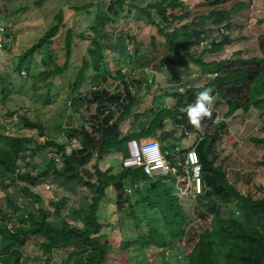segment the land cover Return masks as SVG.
Returning a JSON list of instances; mask_svg holds the SVG:
<instances>
[{
    "label": "rangeland",
    "instance_id": "obj_1",
    "mask_svg": "<svg viewBox=\"0 0 264 264\" xmlns=\"http://www.w3.org/2000/svg\"><path fill=\"white\" fill-rule=\"evenodd\" d=\"M112 1L0 0L2 28L0 45L3 35L6 33L10 35L7 50L2 49L0 55L2 63L7 61V77L11 82L7 96L0 97V134H32L22 125L23 117H27L31 121L44 125L46 137L39 138L42 143L47 138L53 139L65 145L68 153L82 146L83 139L76 135L75 131L81 129L83 120L87 121L89 126L95 120L97 104L93 101V92L103 87H107L111 92L122 88L121 84L118 87L114 86L113 74L109 75L108 71L115 72L117 68H121L125 55L121 56L117 51L106 47L96 48L93 44L96 34L90 28L96 24V14L106 10ZM126 1L130 4L145 6L155 0ZM186 1L189 5H193L197 0ZM128 8V6L125 7L126 10ZM221 8L228 12L231 20L229 32L234 40L233 44L226 48L228 56L231 58L264 57V22L260 21L264 17V0H229L222 4ZM60 12L62 17L59 31L51 45L35 52V59L29 70L27 68L21 71L15 70V63L19 56L56 24V15ZM122 17L123 15H120L116 18L115 25L118 30L128 32L131 37L127 43L128 54L132 55V59L134 58L132 65L129 66V69L136 71L133 77L137 79L142 76L141 71L144 67H151L156 74L153 79L149 78L153 82L148 79V84L142 87L137 107L121 124L122 132L127 134L139 131V124L146 119L143 113L152 105L173 108L176 99L171 96L172 93H185L191 87L202 86L205 78L204 75L202 76L200 67L192 62H186L182 68L168 65L163 70H156L162 60L174 58L176 55L169 52L164 37L157 32L153 24L147 23L145 18L125 20ZM220 30L214 28L212 34L218 35ZM133 38L134 42H132ZM189 51L193 55H198L199 52L196 49ZM186 52L187 50H182V53ZM215 58L217 57L208 56L207 60ZM85 63H88L90 70L81 81L78 92L73 93V86ZM97 65L98 69H93ZM57 68L61 69V73L54 72ZM95 72L105 81L92 82ZM251 88L252 96L256 93L257 95L248 113L239 110L235 114L228 115L227 105L223 103L215 107L213 98L211 114L216 112L217 116L208 135L210 137L218 135V137L214 138L210 156L213 164L205 163L207 165L203 173L205 192L194 193L187 165L186 177L177 175V186L180 190L176 195L192 223L188 226L185 237L177 241L171 240L160 213L156 210L140 208V214H137L141 227L148 223L160 233L166 243L167 260L171 264H188V254L196 244L200 232L209 227V214L217 201L216 191L223 175L229 184L234 185L241 193L251 194L255 199L264 197V166L259 163L264 156V145L258 141L264 138V85L258 81ZM76 96L81 97V105L72 104ZM135 113L142 114L138 120H134ZM177 120L179 126L177 135L182 137L183 132H186V136L180 139L182 148L176 150L173 157L181 156L182 151L190 147L199 149V143L205 137L196 127L187 123V120H183L182 114L177 116ZM166 123V129L174 128L172 120ZM221 123L225 125L219 128L218 125ZM146 139L142 138L141 142ZM150 141H157V139L151 138ZM129 145L132 157L139 151V147L134 141H131ZM161 146L164 148L163 143ZM165 146L172 150L168 145ZM51 156L60 159L58 167L64 165L61 154L51 148L38 150L35 154L27 153L19 164L23 170L38 171L44 168ZM95 157L94 154L81 169L92 172ZM111 160L116 162L118 156L111 157ZM205 164L203 162V166ZM83 176L88 177L86 174ZM166 184L171 183L166 180ZM29 185L30 183L22 179L17 183L9 180L4 183L0 179V208L3 214L13 219V222H9L0 213V264L16 260H19V264H45V261H48V264H83L89 256L85 250L70 247L44 255L36 245L38 237L29 236L24 240L16 234L14 229L8 233L10 225L11 227L12 224L18 225L17 217L20 211L17 209V204L30 209L31 205L23 197L21 189ZM31 189L42 197L40 205L46 209L48 222L52 226L60 228L64 222H69L78 228H83V216L80 211L90 204L91 194L82 183L77 180L47 177L39 184L31 186ZM103 206L105 207L103 214L111 217L113 222L112 228L108 230L112 233V240L116 246L111 264H161L160 250L156 247L141 250L139 246H132L126 251L119 248L123 241L135 240L146 229H136L133 218L125 215L124 210L118 211L110 197L106 199ZM141 211H144L145 218ZM37 258H40L42 262L37 261Z\"/></svg>",
    "mask_w": 264,
    "mask_h": 264
},
{
    "label": "trees",
    "instance_id": "obj_2",
    "mask_svg": "<svg viewBox=\"0 0 264 264\" xmlns=\"http://www.w3.org/2000/svg\"><path fill=\"white\" fill-rule=\"evenodd\" d=\"M227 1L229 0H197L193 5H189L186 0H155L140 6L130 4L126 0H113L106 10L96 14V24L90 27L96 34L93 44L96 48L106 47L117 51L121 56L125 55L123 65L128 55L127 42L131 37L128 32L117 29L116 18L120 15H123L122 18L125 20L145 18L146 22L153 24L157 32L164 37L169 52L176 55L174 58L162 60L159 69L155 67L156 70H163L168 65L182 68L186 62H192L200 67L205 82L202 86L187 89L185 93H172L171 96L176 99L173 108L152 105L149 110L144 111L143 115L146 119L139 124V131L125 134L121 130V124L137 107L142 87L148 84L147 79L142 71V76L137 79L124 74L121 71L122 67L117 68L115 72L108 71L109 75L113 74L114 86L118 87L121 84L122 88L111 92L107 87H103L93 92V101L97 104L95 120L90 126L83 120L81 129L75 131L83 141L82 146L71 153L67 152L65 145L53 139L47 138L42 143L39 138L46 137L44 125L27 117H23L22 125L32 134H0L2 182L9 180L17 183L22 179L34 186L47 177L70 179L82 183L91 194L90 204L80 211L83 216V228H78L69 222H64L62 227L57 228L48 222L47 211L40 205L42 197L36 194L30 185L22 187L23 197L31 206L30 209H26L22 204H17V209L20 211L17 217L18 225L12 224L7 230L8 233L14 229L24 240L29 236L38 237L36 245L44 255H50L54 250L73 247L89 253L83 264H111L116 246L112 240V233L108 230L112 228L113 222L111 217L103 214L105 208L103 205L110 197L118 211L124 210L125 215L133 218L136 229H146L135 240L123 241L119 248L126 251L132 246H139L141 250H146L153 246L160 250L161 264H171L167 260L166 243L160 233L148 223L141 227L137 214H140V208L158 211L170 239L174 241L183 239L188 226L192 224L190 216L176 195L180 190L177 186V175L186 177V153L193 148L182 151L179 157H173L174 151L180 145V139L186 136V132H183L182 137L177 135L179 127L177 116L182 114V119L189 123L184 107L193 102L196 93L204 87L212 89L215 107L223 103L227 105L228 115L235 114L239 110L248 113L257 95L255 92L256 95L252 96V85L258 81L264 85V57H222L234 40L230 32L214 35L212 31L214 28L218 30L222 27L230 29L231 20L228 12L221 8V5ZM126 6L129 7L127 10ZM61 17L60 12L56 15L58 23L56 22L19 56L15 70L21 71L23 68L29 70L35 59V52L51 45L58 34ZM260 21L264 22V17ZM178 23L180 24L177 25ZM9 36L7 33L3 35L0 53L2 49L7 50ZM134 40L133 38L132 42ZM191 49L198 50V55H193L189 51ZM182 50L187 52L182 53ZM208 56L217 58L207 60ZM1 59L0 55V97L4 98L11 88V82L7 77V61L3 60L2 63ZM93 69H98V65ZM89 70L88 63H85L73 86V93L78 92L81 81ZM54 72L61 73V69L57 68ZM97 73L93 74L92 82L105 81ZM214 73H217V76L211 77L210 74ZM80 98L76 96L72 104L81 105ZM141 115L135 113L134 120H138ZM216 116L217 113L214 112L202 119L199 127H196L205 135L203 141L199 143V149L196 148L202 164L203 162L213 164L210 156L214 138L218 135L210 137L208 132L215 124ZM168 120H172L174 125L171 130L166 129ZM223 125L225 124L221 123L218 127L222 128ZM142 138L147 139L141 142ZM151 138H156L160 145L163 143L164 148L162 146L161 148L164 149L165 159L171 170L176 171L175 174L172 171L168 174L167 181L169 180L170 185L166 184V180H160L158 176H150L143 167L124 166V160L131 157L129 143L135 141L143 144ZM258 141L264 145V138ZM165 145L172 150L170 151ZM48 148L55 149L61 154L64 163L62 167H58V162L54 157H50L42 170L22 169L19 161L25 158L27 153L35 154L38 150ZM94 154L96 157L93 171L87 172L86 169L85 171L81 169ZM117 156L116 162L111 160V157ZM259 163L264 166V156ZM206 167L205 164L203 173ZM83 174L88 177L85 178ZM153 183H155L154 187ZM218 186L217 201L209 214V227L200 232L196 244L188 254V264H263L264 197L255 199L251 194L241 193L234 185L229 184L224 175ZM203 192H205V181ZM125 206L127 207L124 208ZM0 213L7 221L13 222L10 216L3 214L1 208ZM141 213L145 218L144 211ZM37 261L42 262L40 258H37ZM5 264H19V260ZM45 264H48V261H45Z\"/></svg>",
    "mask_w": 264,
    "mask_h": 264
},
{
    "label": "built area",
    "instance_id": "obj_3",
    "mask_svg": "<svg viewBox=\"0 0 264 264\" xmlns=\"http://www.w3.org/2000/svg\"><path fill=\"white\" fill-rule=\"evenodd\" d=\"M0 25V30H1ZM219 34H229V30L222 27L220 28ZM2 44V42H1ZM128 50V44H127ZM228 49L224 52L222 57L228 56ZM132 55L128 54L126 57V62L122 66L121 71L124 74H127L130 78L133 77L136 73L135 69H129L132 65ZM147 80L149 78L153 79V76L156 75L151 67H144L143 71ZM25 73V71H22ZM211 77H216L217 73L210 74ZM152 79H149L150 82H153ZM148 81V82H149ZM88 129V127L86 126ZM135 142V141H134ZM139 151L130 158L124 160V166L127 167H143L144 171L150 176H155L159 174H168L171 172V167L165 159V154L161 148V145L157 141H148L143 144H139ZM54 157L56 162H59L60 159L56 156ZM186 165L187 171L191 176L192 181V190L195 194H201L204 191V177H203V164L201 163L199 154L196 148H190L186 153ZM11 227V225H10Z\"/></svg>",
    "mask_w": 264,
    "mask_h": 264
},
{
    "label": "clouds",
    "instance_id": "obj_4",
    "mask_svg": "<svg viewBox=\"0 0 264 264\" xmlns=\"http://www.w3.org/2000/svg\"><path fill=\"white\" fill-rule=\"evenodd\" d=\"M212 103L213 94L211 88L204 87L196 93L194 101L184 107V113L189 123L194 127H199L200 121L211 115Z\"/></svg>",
    "mask_w": 264,
    "mask_h": 264
},
{
    "label": "water",
    "instance_id": "obj_5",
    "mask_svg": "<svg viewBox=\"0 0 264 264\" xmlns=\"http://www.w3.org/2000/svg\"><path fill=\"white\" fill-rule=\"evenodd\" d=\"M158 178H159L160 180H167V179H168V175H167V174H165V175H159ZM152 185H153V187H154V186H155V183H153ZM263 264H264V263H263Z\"/></svg>",
    "mask_w": 264,
    "mask_h": 264
},
{
    "label": "crops",
    "instance_id": "obj_6",
    "mask_svg": "<svg viewBox=\"0 0 264 264\" xmlns=\"http://www.w3.org/2000/svg\"><path fill=\"white\" fill-rule=\"evenodd\" d=\"M135 143H136V145H137L138 147H140V145H139L137 142H135ZM180 147L182 148V144H181L176 150H178ZM176 150L174 151V153H176ZM172 172L175 174L176 171L174 170V171H172ZM168 174H169V173H168ZM168 174H167V175H168Z\"/></svg>",
    "mask_w": 264,
    "mask_h": 264
}]
</instances>
